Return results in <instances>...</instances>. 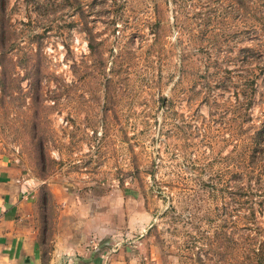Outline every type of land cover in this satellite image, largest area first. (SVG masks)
I'll return each mask as SVG.
<instances>
[{
  "label": "rangeland",
  "instance_id": "374dc122",
  "mask_svg": "<svg viewBox=\"0 0 264 264\" xmlns=\"http://www.w3.org/2000/svg\"><path fill=\"white\" fill-rule=\"evenodd\" d=\"M0 156L45 259L65 205L112 263L250 255L264 0H0Z\"/></svg>",
  "mask_w": 264,
  "mask_h": 264
},
{
  "label": "crops",
  "instance_id": "0c3cea01",
  "mask_svg": "<svg viewBox=\"0 0 264 264\" xmlns=\"http://www.w3.org/2000/svg\"><path fill=\"white\" fill-rule=\"evenodd\" d=\"M2 159L0 156V264H120L112 263L104 250L96 249L99 240L95 229L89 223L77 224L66 205L50 258L45 259L31 226L35 203L28 183Z\"/></svg>",
  "mask_w": 264,
  "mask_h": 264
},
{
  "label": "trees",
  "instance_id": "16d2710c",
  "mask_svg": "<svg viewBox=\"0 0 264 264\" xmlns=\"http://www.w3.org/2000/svg\"><path fill=\"white\" fill-rule=\"evenodd\" d=\"M257 230L260 231L261 229L258 227ZM257 243L256 246L252 248L250 255H246L245 257H242L239 254V257L236 260V263L234 264H264V237H263V241L258 240Z\"/></svg>",
  "mask_w": 264,
  "mask_h": 264
}]
</instances>
